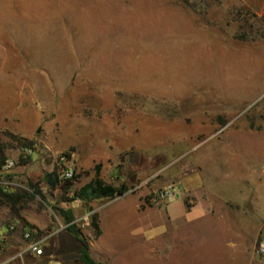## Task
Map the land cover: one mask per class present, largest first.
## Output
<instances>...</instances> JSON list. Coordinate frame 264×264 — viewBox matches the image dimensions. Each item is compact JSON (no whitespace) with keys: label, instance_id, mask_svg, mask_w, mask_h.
Masks as SVG:
<instances>
[{"label":"rangeland","instance_id":"obj_1","mask_svg":"<svg viewBox=\"0 0 264 264\" xmlns=\"http://www.w3.org/2000/svg\"><path fill=\"white\" fill-rule=\"evenodd\" d=\"M5 14L21 31L0 24V230L15 225L0 264H147L114 218L125 201L79 195L98 164L149 211L222 212L179 232L175 264H264V20L239 0H0Z\"/></svg>","mask_w":264,"mask_h":264},{"label":"crops","instance_id":"obj_2","mask_svg":"<svg viewBox=\"0 0 264 264\" xmlns=\"http://www.w3.org/2000/svg\"><path fill=\"white\" fill-rule=\"evenodd\" d=\"M244 6L250 9L258 17L264 18V0H239ZM18 18L14 15L5 14L0 15V24L6 27L8 32L20 33ZM124 200L126 207L130 210L117 211L114 218L117 219L118 226H127V229H132L131 235L140 241V256L149 259L147 264H175L176 259L174 254L179 247V232L186 229V225L202 218H223L222 212H216L213 209L204 207H194L192 209H184L181 214H177L173 210L168 212L163 211H149L146 208V201H142L139 197L129 196L127 192L114 199ZM124 205V206H125ZM100 229L99 242L108 248V244L113 237L108 235L107 230L103 225V217L100 213ZM109 240V241H107ZM222 246V242H220ZM224 246L226 250L230 247L236 249L237 243L225 241ZM10 250L0 252L2 257L9 258ZM231 260L238 262L237 253H231ZM141 264H145L141 263Z\"/></svg>","mask_w":264,"mask_h":264},{"label":"trees","instance_id":"obj_3","mask_svg":"<svg viewBox=\"0 0 264 264\" xmlns=\"http://www.w3.org/2000/svg\"><path fill=\"white\" fill-rule=\"evenodd\" d=\"M254 17L264 20V18L258 17L256 14H253ZM69 156L70 154L67 153ZM5 161V157L3 158L2 162L0 163V169L2 168L3 164ZM50 180L49 183L53 186V187H57L59 185V178L58 176L55 175V173H51L50 175ZM67 183L65 184V186H63L64 190H67L68 185H71V182L68 180H66ZM128 191V186L127 184L123 183L121 186H114L111 184H107L101 177V165L98 164L96 166V176L95 178L92 180L91 183H89L88 185L84 186L81 188V190L79 191V195L84 196L86 198H95V199H102V198H106V199H114L116 197L122 196L124 195L126 192ZM3 192V188L0 187V193ZM67 221L69 223V225L67 226V229L69 230V232L71 234H73L76 238H78L81 243H82V252L83 255L85 256V258L89 261H92L90 254H89V246H88V242L85 238H83L80 233L79 230L76 227V223L73 222L75 220V215L73 214V212L71 211V213H69L68 217H67ZM98 214L95 213L92 216V225L94 226V228H96L97 234L100 235L101 234V229L99 226V219H98Z\"/></svg>","mask_w":264,"mask_h":264},{"label":"built area","instance_id":"obj_4","mask_svg":"<svg viewBox=\"0 0 264 264\" xmlns=\"http://www.w3.org/2000/svg\"><path fill=\"white\" fill-rule=\"evenodd\" d=\"M67 158H69V155L67 153H64L60 156L61 162H65L67 160ZM13 164H14L13 161L8 160L7 163L5 164V167H7V168L11 167V166H13ZM65 176L67 178H72L74 176L73 169H67L65 171ZM173 191H174L173 188L166 189L165 191H163L161 193V197H164V198L165 197H171L174 194ZM85 220H88V218L85 217ZM14 229H15V225L10 224L7 231H1L0 230V252H3L5 250V240L7 237V232L12 231ZM24 238L28 241L25 252H29V253L37 255V256L43 254V252H44L43 240L36 238L34 233L32 232V230L25 229ZM257 252L260 255H264V238L262 241H260L258 248H257Z\"/></svg>","mask_w":264,"mask_h":264}]
</instances>
